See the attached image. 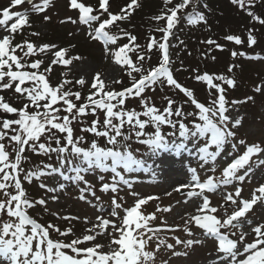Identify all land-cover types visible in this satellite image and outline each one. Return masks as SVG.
<instances>
[{"label": "snow or ice", "instance_id": "snow-or-ice-1", "mask_svg": "<svg viewBox=\"0 0 264 264\" xmlns=\"http://www.w3.org/2000/svg\"><path fill=\"white\" fill-rule=\"evenodd\" d=\"M200 2L201 0L179 2L163 0L164 9L159 15L152 17L157 22L166 21L163 27L155 30L162 32L163 35L159 39L155 36L149 38L145 46L148 53L146 55L141 51V45L136 43V36L122 28L118 33L110 31L118 22L130 18L133 10L139 7L138 0H130L117 13L109 11L110 0H98V7L85 4L83 0H68L69 10L77 11L78 18L66 17L60 23H80L86 26L88 29L86 36L89 40L98 41L103 46L105 61L110 60L130 79L128 87L116 90L110 88L109 82L101 72H96L92 76L86 96L82 91L68 88V85H79L83 89L89 83L84 76L74 80L67 78L74 62L85 59L79 54L68 55L75 45L59 48L48 43L36 45L28 40L13 44L15 34L23 27L31 26L28 12L43 14L50 6H54L53 0H39L38 3H34V0H10L9 6L0 9V27L8 33L0 37V92L13 90L23 101V106L17 108L0 95V110L17 115L16 119L5 118L0 121V192L4 196L0 199V264H154L155 253L165 245V241L160 240L154 250H147L154 238L159 239L156 234L160 229L149 226V220L156 218L155 213L145 215L141 211V206L156 197L137 198L132 206L124 208L119 202L124 198L118 199L117 195L121 185L127 186L130 190L133 187V178H127L126 173H136L138 170L151 171L155 177V169L160 166L155 163L148 164L145 159L138 158L134 154L138 149L133 150L131 147L133 139L141 145L148 146L152 157L167 152L179 155L182 151H189L190 156L201 162V168L211 163L212 171H215L216 163L220 160L224 164L221 175L219 177L209 175L203 181L197 168L188 162L189 182L178 185L174 190L180 192L187 189V197L196 200L197 203L195 214H186L182 231L189 237L194 236L196 234L192 227L195 226L202 230L205 237L214 239L217 242V264H264V223L251 227L252 220L247 216L254 205L264 202V184H260L248 199L242 197V187L237 185L234 192L222 195V202L218 206H212L210 197L206 194L215 193L222 185H230L234 181L243 182L250 178L254 170L250 164L252 157L264 155V146L261 144H247L245 140L237 138L235 129L241 126L243 118H233L227 114L230 107L225 96L226 89L221 84L214 83V80H219L229 88H234L235 80L222 74H197L194 79L206 83L209 89L210 103L206 105L195 98L192 89L175 79L172 70L169 38L174 35L173 30L181 20L190 26L207 23L204 13L197 10ZM257 2L258 0H231L234 5L245 9L252 21L264 24V19L251 11ZM24 4L31 5V8L24 11L12 10ZM189 6L191 10L187 11ZM204 7L207 8V5ZM105 14L107 18L102 19ZM43 19L47 22L51 17L44 15ZM10 21L14 22L9 24ZM252 31L248 30L249 48L257 42ZM30 35L38 36L39 33L33 32ZM122 38H127L128 42L119 44ZM225 39L237 45L242 43L237 35H227ZM205 43L223 50V45L215 40L208 39ZM17 50L23 55H17ZM153 50L159 51L158 63L145 68V61H151L150 54ZM48 53H51L52 59L43 70H41L44 65L43 59L31 62L26 59ZM231 55L247 56V53L233 50ZM54 65L67 68L66 72L61 73L62 79L55 86L49 80ZM235 67L237 66L234 64L229 65L228 71L232 72ZM120 83H122L120 79L111 81V84ZM165 86L179 90L187 97L184 103L190 102V105L194 106L193 110L185 113L181 106H176L175 101L167 96L164 97L167 105L162 110L157 107L146 92L157 87L163 89ZM212 89L216 92L214 97ZM254 90L260 92L262 86L257 85ZM130 99L139 101L140 110L127 107V101ZM253 99L248 96L243 101L233 100L231 104L246 103ZM101 114L102 119L99 118ZM89 115L95 117L90 124L81 123ZM185 117L192 118L191 127L181 119ZM77 124L80 125V133L92 134L93 138L87 146L85 141L88 137L77 134L75 128ZM162 126H169L173 131L165 134ZM148 128L153 130L149 132ZM97 138L104 139L105 145L101 146ZM189 144L192 145L191 150L188 149ZM240 146L244 147V151L237 154ZM229 148L230 150L226 151ZM27 151L42 154L49 159L55 154V164L41 162L42 166L25 170L22 164L27 162L28 158L25 156ZM11 153H14V159L10 158ZM225 155L231 158L230 162L221 159ZM255 164L257 167L264 165V159H258ZM96 170L110 171L112 174L111 182L103 175L99 179L100 191L103 193L111 191L114 194L110 201L109 216L115 219L97 216L98 223L86 230L89 234L70 242L54 241L50 236V230L59 233L60 236L74 233L71 228L61 231L51 222L44 226L30 216L28 210L37 205L42 206L47 212L48 200L45 198L29 200L23 183H31L37 179L41 181L40 188L49 193H56L65 190L66 185L58 183L56 187H49L42 178L62 177L79 187L80 200L88 201L90 194L95 201H100L101 198L96 195L94 186L84 175ZM129 194L138 196L131 191ZM50 199L57 201L59 197L52 195ZM93 206L100 212L105 210L103 207ZM221 208L223 215H215ZM229 208L233 210L229 212ZM170 210V207L163 209L165 212ZM156 211L159 212L161 209L157 207ZM52 214L65 220L79 219L59 217L58 213ZM84 219L85 223L89 222L87 217ZM245 226H249L251 233L255 234L252 242H246V237L250 233L244 231ZM109 227L111 232L108 231ZM179 228V225L175 226V229ZM230 230H235L232 231L235 239L230 238ZM100 235L108 237L107 246L111 249L109 252L101 251L105 247L104 244L93 243L90 247H79L85 242L95 241ZM174 239L176 245H185L187 248L203 243L200 239L182 240L179 237ZM113 245L116 247L113 248ZM166 247L172 250L173 256L188 255L187 251H175L173 244H166Z\"/></svg>", "mask_w": 264, "mask_h": 264}, {"label": "rangeland", "instance_id": "rangeland-1", "mask_svg": "<svg viewBox=\"0 0 264 264\" xmlns=\"http://www.w3.org/2000/svg\"><path fill=\"white\" fill-rule=\"evenodd\" d=\"M227 1L228 0L212 1L213 9H210L209 12L210 14L216 16V21L214 25L215 27L213 26L214 30L212 28V33L209 35V38L217 41V43L223 45V47H228L225 49V52L222 55H217L212 51L214 45L205 47L206 50L203 51V54H208L209 56H211H208L210 62L212 60L216 61L214 66H212L210 63L211 67L213 68L216 66H220L217 68H221L222 71H226V68L228 70L229 65H236V60H233L229 56L230 50H233V47L231 46L232 43L225 39L227 35H237L241 38L242 43L240 45H235L234 50L237 52L238 49H242L244 47L243 38H247L249 29L253 30L252 34L255 36V38H259L264 35V31L259 29L258 26L248 28L247 26L250 25L248 22H246L245 20H239V13L235 12L234 14L229 5L226 4ZM38 2L39 0H34V3ZM83 2L88 5H91L93 3V0H83ZM121 2L124 3L125 1L111 0L110 7H113L115 4L119 5V3ZM9 4L10 0H0V9L9 6ZM67 4L68 0H53L54 6H50L43 14H36L34 12L29 11L28 16L31 25L29 29H33V32L39 33V35H31L28 39L26 38L25 40L33 42L36 45L44 43L54 44L57 45L59 48H69V46L75 45V47L71 49L68 55L71 56L79 54L85 59L83 61L74 62V64L71 66V73L68 75L67 78L74 80L79 79L81 76H84L86 77L89 83L85 85L83 89H81L80 87H76L77 85H68V88L73 87L75 91H82V94L86 95L89 91V85L91 83L92 76L96 72H101L102 75H104L105 79L109 82L110 88L113 87L115 84H111V81L114 79L123 78L122 71L117 68L114 64H112L110 60L105 61L103 55V46L97 41L89 40V38L86 36V32L88 31L86 26H83L80 23H60V21L64 20L66 17H72L73 19L78 18V12L75 10H69ZM30 8L31 5L24 4L22 6H16L12 10L24 11L25 9ZM260 13L263 16L262 19H264V10H261ZM44 15L51 17V19L45 22L43 19ZM152 20L153 19H150V17L146 19V23L144 22L145 24L142 25L141 29L139 28L140 31L138 30L139 42L143 43L141 50H143L146 46L145 36L147 34V28L151 25L154 26L151 22ZM12 22L14 21H10L9 24ZM29 32L33 33L32 31ZM69 33H72V35H69ZM6 34H8L6 30L0 27V37ZM17 34L18 32L15 34V39ZM27 34L28 36L30 35L29 33ZM15 39L13 40V44H15ZM205 41L206 40H204V42ZM242 50H244V48ZM251 52L263 55L264 48L259 50L256 48V51L253 50ZM17 53L19 56L23 55V53L19 50H17ZM213 57L215 59H213ZM201 58L202 55L199 53L197 54L196 51H192L190 55L187 53L186 57H183L182 59L180 58L178 62H182L180 64L183 66H181L182 70L179 73V76H177L183 84H187L190 87L192 85V87L194 88L198 86L194 77L198 73V71L196 70V64H200ZM26 59L28 60V62H31V60L43 59V69L46 68L51 62L52 55L51 53H48L46 55L37 54ZM154 59L156 61L155 54L151 58L150 62H146L152 64ZM242 66H244L243 71H241V69L239 71L234 70L232 76L230 75L234 78V80H236L234 92H232V90L234 89L233 88L232 90L225 92V94L229 97V99H234L237 101H243L245 97L248 96H251L254 99L249 100L246 103H239L235 105H232L231 101H228L230 111L227 114L233 118H243L241 126L235 129L238 139L245 140L247 144L259 143L264 146V64L261 62H246L243 63ZM66 71L67 68H65L64 66L54 65L50 78L56 77L55 83H58L62 79L61 73ZM226 75L227 73L224 74V76ZM188 80L191 81L190 85L188 83H185L188 82ZM257 85L262 86V90L260 92H256L254 90ZM159 92H161L160 89ZM196 94L200 98L204 99L203 93ZM0 95H3L5 100L12 106H15L17 108L21 107L22 101L19 99V96L13 90L2 91L0 92ZM127 107L129 109H134L129 105L128 102ZM140 107H138V110H140ZM13 117L14 114L4 113L2 110H0V121L5 118L12 119ZM92 119L94 118L90 117L89 115L81 123H83L84 125L90 124ZM79 127V124L75 126L77 134H80ZM132 143L134 145L133 150L138 149V151L134 152V154L137 155L138 158H146V161H149L150 158H157V163L161 167L162 165L164 166V164H162V162L160 161L162 159H158L162 155L152 157L148 146L139 145L137 141H132ZM200 143L203 142L201 141ZM189 146L192 147L191 144L188 145V148ZM227 150H230V148L226 149V151ZM243 151L244 147L240 146L239 152L237 154H240ZM187 152L189 154V151ZM145 153H147L148 155H145ZM221 159L228 160L230 162L231 158L225 155ZM258 159H264V155H255L252 157L250 164L254 170L250 174V178H246V180L243 182L234 181L233 184L226 186L222 185L220 187V190L216 191L215 193L207 192L206 194L210 197L211 205H220L222 202V195L234 192V188L237 185L242 187L241 195L243 198H251V193L255 189H257L260 184H264V165L257 167L255 161H257ZM171 160L174 163L173 165H175V163L180 165V168H177V170L173 171V174L171 170H165V167H162L161 169H155V177H153L151 171H139L142 174H139V176H133V187L131 190L128 189V187L125 185L120 186L121 190L117 194L118 199L119 197H123L124 199L119 202L123 204L124 208H127L132 206L134 204L135 199L137 198H147L149 196L156 197V199L149 200L145 205L141 206V211L143 214L147 215L155 213L156 218L154 220H149V226L152 228L158 227L160 229L156 234L159 239L154 238L148 246L147 250H154L156 244H158L160 240L165 241V245H162L160 250L155 253L154 264H164V262H167V264H215L214 261H217L218 255L217 244L214 243L215 240L212 238L205 237L202 234V230L195 226L192 227V231L196 234L194 236L189 237L182 231L184 221L186 219V214H195L194 209L197 201L187 197V189L181 190L180 192H176L174 189L178 185L185 184V181L183 179H186L188 177L187 175L189 174L187 172L188 162H191L192 167L197 168V172L202 181L206 179V177L209 175L219 177L221 175V170L224 164L221 163L220 160H218L215 166V171H212L211 163L205 165L204 168H201V162H198L196 158L191 157L190 155L189 158H185L179 154L176 155L173 159L171 158ZM183 172L187 173L182 175ZM241 174L243 173L241 172ZM84 175L85 178L88 179L94 186L96 195L101 198L100 201H95L90 194L88 195V201H91V203H89L88 201L80 200L78 198L79 187L76 184L71 183L70 181L64 180L62 177L42 178L44 179V182L49 185V187H56L58 183H64L66 185L65 190H59L56 193H49L46 192L45 189L40 188V180L34 181L32 185H30V190L32 191L31 198L34 199L36 197H39V199L45 198L48 200L47 212H45L42 206L37 205L36 207L28 210L31 216L44 226H47L48 223L51 222L53 225H56L61 231L66 230L68 228L72 229L74 235L70 234L68 236H60L59 233L50 230V233L53 234L58 240L70 242L71 240L77 237L82 238L83 235L89 234L86 230L92 228L93 224H96V222H98L96 219L97 216L115 219L109 216L110 201L111 197L114 194L111 191L107 193H103L100 191L99 177L103 175L108 180V182H111L112 174L110 173V171L101 172L100 170H96L93 172L85 173ZM125 175L127 178H131L129 174L126 173ZM82 186L83 185L81 184L80 187ZM130 191L137 193L138 196L130 195ZM52 195H57L59 199L57 201H52L50 199ZM93 205L103 207L105 210L103 212H100L97 210V207ZM157 207H159L161 211L157 212ZM169 207L171 209L170 211H163L164 208ZM232 210V208H229V212H231ZM52 213H58L59 217H79V219L65 220L62 218H58ZM120 215L121 217L123 216L122 211L120 212ZM215 215L222 216L223 209L221 208ZM247 216L250 220H252L251 227H255L256 225L264 223V202H258L256 205H254L253 209L249 213H247ZM85 217H87L89 221L88 223H85ZM117 223H119V221H117ZM176 225H179L180 228L175 229ZM108 231L111 232V227L108 228ZM232 231L235 230H230L229 236L230 238L235 239L236 237L232 236ZM244 231L250 233L246 237V242H252L255 238V234L251 233L250 227L245 226ZM174 237H179L182 240L200 239L203 241V243L199 245H194L191 248H187L185 245H176ZM93 243L104 244L105 247L101 251L105 253L111 250L107 246L108 237L106 235L97 236L95 241L85 242L79 245V247H90ZM166 244H173L175 245V251H187L188 255L173 256L172 250L167 249ZM115 247L116 246L113 245V248ZM240 247L242 248L243 245H240ZM240 258L242 259L243 257Z\"/></svg>", "mask_w": 264, "mask_h": 264}, {"label": "trees", "instance_id": "trees-1", "mask_svg": "<svg viewBox=\"0 0 264 264\" xmlns=\"http://www.w3.org/2000/svg\"><path fill=\"white\" fill-rule=\"evenodd\" d=\"M124 1L125 2L123 4L121 2V3H119V5L118 4L114 5L113 8H115V10H117L116 13L119 12V10L121 9V7H123V5L126 6L127 0H124ZM212 1L213 0H201L200 4L197 5V10L204 13V15L206 17V20H207L206 24L201 23V24H198L196 26H190L184 20H181L180 23L176 26L175 36H174V39L172 40V44H171V47L169 50L170 54H171L172 62H173L172 63V70L174 71L175 75L179 76V73L182 70L181 66H183V65L180 64L182 62H180V63L178 62L180 60V58L182 59L183 57H186L187 53L190 55L192 51H196L197 54L199 53L202 55V58L200 59V64L199 65L196 64V70L198 71L197 74L209 73V74H215V75H221V74L224 75L225 73H227L226 77L230 78V75L232 76V73H234L233 71L229 72L227 70V68H226V71H222L221 68L220 69L217 68L220 66H216V67L212 68L211 65L214 66L216 61L212 60L210 62V59L208 58L209 55L203 54V51L206 50L205 47L209 46L208 44H206L204 42V40L207 41L208 39H211V38H209V35L212 33L211 30H212L213 26L215 25V21H216V16H214L213 14H210V12H209L210 9H213ZM174 2H179V0H174ZM138 4H139V7H136L133 10V12H132V14L128 20H126L124 22H118L116 26H114L110 29V31L113 33H118L119 29H121V28L124 29L125 31H127L131 35H134L137 37L136 43L141 45V49H142L143 43L139 42L138 30H139V28L141 29L142 25H144L146 23V19H148L149 17H150V19H152L153 16L159 15L161 13V11L164 9V4H163V0H138ZM205 4L207 5V8L204 7ZM226 4L229 5V7L232 9V12L234 14H235V12L239 13V20H245L246 22H248L250 24L249 26H247L248 28L258 26L259 29L264 31V24H260L258 22L252 21V18L249 15H247V12L245 9H242L239 11L237 8L233 7L232 4L229 3L228 1L226 2ZM172 6H174V5H168V7H172ZM190 10H191V6H189L187 11H190ZM261 10H264V0H258V2L255 4V6L251 8V11L253 13H255L256 15H259L262 18L263 16L260 13ZM181 15H182V13H181ZM151 22L153 23V25L156 28H154V26H152V25L147 28V25H146V28H147V34L145 36L146 43L149 40V38L152 36H155L157 39H159L162 36V32H157V34H156L155 30L157 28L163 27L166 23V21H164V20H161L159 22H157V21H154V22L151 21ZM213 30H214V28H213ZM27 31H29V29L24 30L23 32L18 34L19 42H22L25 40V35L28 33ZM256 41H257L256 44L253 45L251 48H249L248 43H247V39H245L244 47H243L244 51L245 52H249V51H253V50L256 51V48L258 50L264 48V35L259 37V38H256ZM127 42H128L127 38H122L119 40V44H124ZM231 43H232L231 46L233 47V50H234L235 45L233 42H231ZM144 45H145V42H144ZM227 47L228 46H224L223 50H220L214 46L215 49L213 48L212 51L217 55H222L225 52V49ZM232 47H230V48H232ZM241 50L239 52H242ZM141 51L145 52L146 47ZM155 52L158 55V53H159L158 50H153L150 54L151 57H153ZM145 54L148 55L147 52H145ZM209 57H211V56H209ZM234 58L238 61V65L235 68V70L239 71L241 69V71H243L244 66H242V64L246 63L247 61H245L244 58L242 56H239V55L237 57H234ZM145 63H146V64H144L145 68H148L150 66H155L153 64L147 63L146 61H145ZM210 63H211V65H210ZM136 75H137V78H139L138 74H136ZM235 75H236V73H235ZM123 76H124V79L122 80V83L116 84L114 89L120 90V89H122L124 87H128L130 85L129 77L125 73L123 74ZM190 82L191 81L188 80V82H186V83H190ZM197 83L196 84L198 85V87H195L194 89L204 91L203 88H205V86H204L205 83L204 82H197ZM214 83L221 84V86L226 89L225 92L230 90L226 84H223V82H221L219 80H214ZM159 89L162 93L159 92ZM150 94H151V96L154 95L152 97V102L157 107H159L161 110L163 109L164 106L167 105V101L164 99V97H166V96L168 98L174 100L176 106H181L184 109H187L189 106V104L184 103L186 98L182 93L179 92V90L168 89V88H166V86L163 89L157 87L155 90H152V92ZM127 102L129 103V105L132 108H134L136 110H138V107H140L139 101L137 99H130ZM166 128H169V127L168 126H162L163 131H170L169 129H166ZM147 130L150 132L153 129L148 128ZM80 134H83L86 137H88V139L85 141V146H87L90 143L91 139L93 138L92 134H89V133H80ZM97 139H98V143L101 146L105 145L104 139H102V138H97ZM28 155L33 156L31 151H28ZM52 155H55V154H52ZM31 159H32V161L29 163V161ZM48 161H49L48 157L41 154V155H36L34 157H30V159L28 158L26 165H29V164L37 165L38 163H41V162H43V163L47 162L48 163Z\"/></svg>", "mask_w": 264, "mask_h": 264}, {"label": "bare ground", "instance_id": "bare-ground-1", "mask_svg": "<svg viewBox=\"0 0 264 264\" xmlns=\"http://www.w3.org/2000/svg\"><path fill=\"white\" fill-rule=\"evenodd\" d=\"M189 150H191V149H189ZM162 155V156H161ZM180 155L182 156V157H185V158H189V154H188V152L187 151H182L181 153H180ZM159 156H161V157H159L158 159L160 160V159H162V160H160L161 162H162V164H164V166L162 165V167H165V170L167 169V170H171L172 171V174H173V171H175V170H177V168H180V165L179 164H176L175 163V165H173L174 163L172 162V160H171V158L173 159L175 156H176V154L175 153H173V152H171L170 154H160ZM146 159V158H145ZM148 159V158H147ZM157 158H150V160L149 161H147V163L149 164V163H151V164H153V163H155V164H158L157 163ZM159 165V164H158ZM161 166H159L158 168L159 169H161L162 168ZM158 168H156V169H158ZM143 172H145V171H143ZM166 172V171H165ZM168 172V171H167ZM98 222H96V224H97ZM214 263L215 264H217V261H214Z\"/></svg>", "mask_w": 264, "mask_h": 264}]
</instances>
